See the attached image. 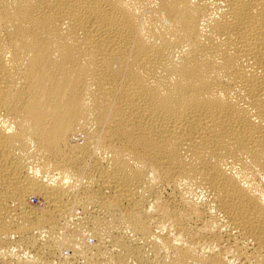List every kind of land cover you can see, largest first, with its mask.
<instances>
[{
	"label": "bare ground",
	"instance_id": "6f19581e",
	"mask_svg": "<svg viewBox=\"0 0 264 264\" xmlns=\"http://www.w3.org/2000/svg\"><path fill=\"white\" fill-rule=\"evenodd\" d=\"M0 264H264V0H0Z\"/></svg>",
	"mask_w": 264,
	"mask_h": 264
}]
</instances>
